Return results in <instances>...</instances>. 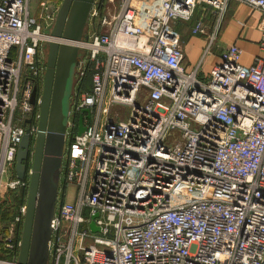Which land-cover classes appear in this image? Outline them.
<instances>
[{
  "label": "built area",
  "instance_id": "obj_1",
  "mask_svg": "<svg viewBox=\"0 0 264 264\" xmlns=\"http://www.w3.org/2000/svg\"><path fill=\"white\" fill-rule=\"evenodd\" d=\"M62 1L40 0L39 22L31 0H0V264H17L28 193L16 157L47 47L64 42L51 36ZM138 1L96 0L74 44L48 264H264V0ZM231 1L261 13L262 56L245 66L232 45L203 81L176 26L211 15L192 29L202 63Z\"/></svg>",
  "mask_w": 264,
  "mask_h": 264
},
{
  "label": "water",
  "instance_id": "obj_2",
  "mask_svg": "<svg viewBox=\"0 0 264 264\" xmlns=\"http://www.w3.org/2000/svg\"><path fill=\"white\" fill-rule=\"evenodd\" d=\"M95 1L63 0L51 30L53 38L64 42L54 41L48 47L38 133L35 138V159L29 181L17 264H48L50 224L58 200L70 113V110L66 111V101L70 96L73 72L80 57V49L74 44L87 37L90 12ZM36 98L35 89L32 104L36 103ZM85 112L88 114L86 119H89V110ZM85 130L84 118L81 117L78 134L82 135ZM30 145L31 134L28 130L16 157L15 172L20 181L25 177L24 162L28 159ZM91 227L93 231H98L93 224Z\"/></svg>",
  "mask_w": 264,
  "mask_h": 264
},
{
  "label": "crops",
  "instance_id": "obj_3",
  "mask_svg": "<svg viewBox=\"0 0 264 264\" xmlns=\"http://www.w3.org/2000/svg\"><path fill=\"white\" fill-rule=\"evenodd\" d=\"M202 18L213 21L209 13H204L202 9H198L190 23H178L176 26L183 42L186 69L187 71L199 69L201 80H207L212 68L219 63L222 52L232 45H237L243 51L241 64L245 66L252 65L257 57L262 56L260 49L262 37L260 30L261 13L237 1H231L216 43L201 63L207 41L202 36L193 35L192 29L196 22Z\"/></svg>",
  "mask_w": 264,
  "mask_h": 264
},
{
  "label": "flooded vegetation",
  "instance_id": "obj_4",
  "mask_svg": "<svg viewBox=\"0 0 264 264\" xmlns=\"http://www.w3.org/2000/svg\"><path fill=\"white\" fill-rule=\"evenodd\" d=\"M49 47V46H48ZM48 47H47V53H46V61H47V56H48ZM78 63V62H77ZM77 67V64H76ZM46 72V70H45ZM45 75V73H44ZM44 75H43V79H42V83L38 84L35 89L37 90V98H36V103L32 104L33 105V109L34 112L38 114L40 113V100L42 97V93H43V83H44ZM27 131L30 130V134H31V145H30V150H29V154H28V159L26 162H24V165L26 167V172H25V177H24V183H25V188L26 191L28 193V188H29V181H30V176H31V172L33 169V165H34V159H35V138L37 136L38 133V119L36 120H32L31 123H27ZM35 129V130H33ZM15 177H16V172H15ZM60 197V191L58 192V199ZM58 202V200H57Z\"/></svg>",
  "mask_w": 264,
  "mask_h": 264
},
{
  "label": "rangeland",
  "instance_id": "obj_5",
  "mask_svg": "<svg viewBox=\"0 0 264 264\" xmlns=\"http://www.w3.org/2000/svg\"><path fill=\"white\" fill-rule=\"evenodd\" d=\"M39 1H40V0H31V3H32V5H31V16H32V17H36V19L40 22L39 13H38V11L36 10V7L38 6ZM117 1H119V0H117ZM142 3H143V1H142V0H139L136 4H142ZM82 59H83V57H82ZM89 81H90V78H89V77L86 78V81H85L86 84H87V82H89ZM78 85H79V78L77 77L76 69H74L73 77H72V81H71V86H70V91H69L70 96H69V99L66 101V111L71 110V106H72L71 98H72L73 95H75ZM123 112L128 113L129 111H128V109H126V110H124ZM4 206H7V204H5ZM9 213H10V210H7V209H6V210L3 212V215H2L3 218H4L6 215H9ZM13 215H14V212H13ZM2 253H3V252H0V254H2ZM0 259H1V258H0Z\"/></svg>",
  "mask_w": 264,
  "mask_h": 264
},
{
  "label": "trees",
  "instance_id": "obj_6",
  "mask_svg": "<svg viewBox=\"0 0 264 264\" xmlns=\"http://www.w3.org/2000/svg\"><path fill=\"white\" fill-rule=\"evenodd\" d=\"M79 90L89 91V90H90V84H89V82H87V84H86V82H85L84 85H83V87L80 88ZM12 216H13V211H11V212L9 213V215H6L4 218H2V221H3V222L10 221V220L12 219ZM20 237H21V236H20ZM0 248H2V243H1V242H0ZM0 258H1L2 260H6V259L10 258V256L7 255L6 253H2V254H0Z\"/></svg>",
  "mask_w": 264,
  "mask_h": 264
}]
</instances>
